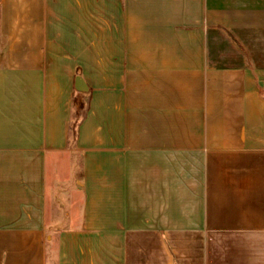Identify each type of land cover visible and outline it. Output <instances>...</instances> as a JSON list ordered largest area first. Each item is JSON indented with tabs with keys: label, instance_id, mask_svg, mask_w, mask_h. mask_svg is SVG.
<instances>
[{
	"label": "crops",
	"instance_id": "1",
	"mask_svg": "<svg viewBox=\"0 0 264 264\" xmlns=\"http://www.w3.org/2000/svg\"><path fill=\"white\" fill-rule=\"evenodd\" d=\"M0 35V264H264V0H0Z\"/></svg>",
	"mask_w": 264,
	"mask_h": 264
},
{
	"label": "rangeland",
	"instance_id": "2",
	"mask_svg": "<svg viewBox=\"0 0 264 264\" xmlns=\"http://www.w3.org/2000/svg\"><path fill=\"white\" fill-rule=\"evenodd\" d=\"M93 8H91V5L89 4V10H92ZM85 21V20H84ZM64 23V22H63ZM61 23L60 25V35L57 36V44H61V47H57V52L55 55H53V57L56 58H70L71 54L69 55V53H67L66 51L63 50V43H64V27L65 25ZM85 23L88 25V27L91 29L90 31V35L87 36L88 40L94 43L95 40V31H94V24L90 21V20H86ZM74 39V40H72ZM72 42L78 46L79 41H80V35L77 34L74 36V38H72ZM4 45V40L2 38V36L0 35V48ZM59 48V49H58ZM74 51L72 53V70H73V75H78L79 74V69H80V65L78 60L74 59ZM95 83H90V92H92L95 89ZM90 92L89 93H78L74 90L73 88V95H74V105H75V114H82L85 106L87 104V100L89 101V97H90Z\"/></svg>",
	"mask_w": 264,
	"mask_h": 264
},
{
	"label": "water",
	"instance_id": "3",
	"mask_svg": "<svg viewBox=\"0 0 264 264\" xmlns=\"http://www.w3.org/2000/svg\"><path fill=\"white\" fill-rule=\"evenodd\" d=\"M75 88L79 92H87L89 90L87 84L81 77H76L75 79Z\"/></svg>",
	"mask_w": 264,
	"mask_h": 264
}]
</instances>
